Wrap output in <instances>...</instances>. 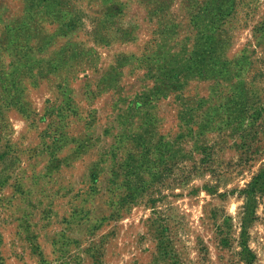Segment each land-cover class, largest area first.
Wrapping results in <instances>:
<instances>
[{
    "label": "rangeland",
    "instance_id": "obj_1",
    "mask_svg": "<svg viewBox=\"0 0 264 264\" xmlns=\"http://www.w3.org/2000/svg\"><path fill=\"white\" fill-rule=\"evenodd\" d=\"M0 264H264V0H0Z\"/></svg>",
    "mask_w": 264,
    "mask_h": 264
},
{
    "label": "trees",
    "instance_id": "obj_2",
    "mask_svg": "<svg viewBox=\"0 0 264 264\" xmlns=\"http://www.w3.org/2000/svg\"><path fill=\"white\" fill-rule=\"evenodd\" d=\"M252 193H253V191H252ZM250 198H251L250 196H249V197L247 196V200H248V202H249Z\"/></svg>",
    "mask_w": 264,
    "mask_h": 264
}]
</instances>
